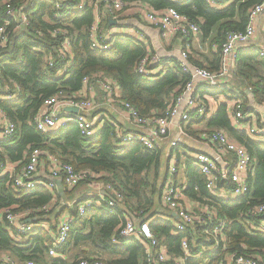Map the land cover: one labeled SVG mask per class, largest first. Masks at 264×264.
Here are the masks:
<instances>
[{
    "label": "trees",
    "instance_id": "1",
    "mask_svg": "<svg viewBox=\"0 0 264 264\" xmlns=\"http://www.w3.org/2000/svg\"><path fill=\"white\" fill-rule=\"evenodd\" d=\"M120 1L123 4L121 10L113 11L116 19L103 2L99 4L100 31H109L111 22H119L121 14L133 6L141 8L148 5L156 11L174 8L199 25L203 41L208 44H205L206 53L211 56L213 67H203L190 55V51L187 61L194 67L211 71L217 70V62H220V50L213 51L212 45L215 43L219 47L227 32L243 31L250 9L261 3V0H233L231 3L229 0H215L218 4L229 2L221 9L210 6L206 0ZM79 2L0 0V26H4L3 34L7 36L6 45L0 49V110L15 124L12 135L0 137V162L18 161L16 164L22 166L28 161L31 151L37 148L71 164L76 170L87 169L97 174L95 180L104 186L110 185L122 197L114 206H109L107 202L113 194L104 187V197H91L92 205L84 215L77 217L81 200L74 202L72 207H61L57 189L51 191L43 185L17 188L13 184V176L0 174V254L5 253L14 261L25 264L28 261L35 264H79L82 259H101L109 264H139L138 259L143 256L140 241L119 237V230L127 219H132V213L143 220L154 217L150 229L160 243H165L173 257L182 255L181 240L185 238L189 255L184 258V264H227L226 257L232 253L264 257V228L259 229L264 213L251 212L252 208L264 204V143L251 139L244 130L233 129L226 112L230 99L239 101L244 112L254 110L245 92L236 95L227 87L210 88L205 83L197 87L202 100L206 103L204 97L210 96L217 108L208 125L227 130L250 153L251 190L234 199L213 194L205 187V178L193 159H186L185 186L182 183L180 188L190 199L205 206L208 214L204 225H188L182 231L176 228V222L158 216L169 209L162 201L165 180L163 183L160 177L164 165H167L164 174L169 173V159L167 163L164 161L162 148L148 150L137 141L123 145L117 139V127L111 124L113 117L109 118L110 115L103 117L100 128L91 136L83 135L74 122L51 132H42L35 127L33 117L44 100L60 94L64 98L73 97L85 85H90L94 77L114 80L119 87L121 101L130 104L142 116L163 114L191 78L177 60L167 65L162 58L160 64L166 65L162 71L150 77L139 74L136 71L138 63L155 52L143 39L132 34L114 32L109 38L110 48L104 51L92 49L91 27L96 19L94 0H83L81 9L76 7ZM8 5L24 14L27 22L21 23L17 17H9L6 14ZM53 31H63L65 35L59 33L53 37ZM65 36L69 38L72 50L69 62L57 52ZM48 55L53 59L51 65L45 60ZM236 74L243 77L242 81L251 90L254 102L262 104L264 61L259 53L248 55L247 59L240 56ZM13 94L9 100L1 99ZM222 95L227 101L218 99ZM201 121H180V125L189 135L196 137L200 132H194L191 125ZM87 180L89 178L84 182ZM218 186L230 189L232 184L226 177ZM62 187L63 195L68 198L76 188ZM43 206L48 210L41 209ZM6 208L16 214L34 211L29 213L28 223L35 218V225L23 233L19 232L5 219ZM66 211L75 219L70 224L66 241L57 247L56 256H50V231L56 228L53 224L55 219ZM219 220L224 221V226L220 235L215 237L212 229ZM42 221L50 222L49 230L42 226ZM62 254L66 257L63 258Z\"/></svg>",
    "mask_w": 264,
    "mask_h": 264
},
{
    "label": "built area",
    "instance_id": "2",
    "mask_svg": "<svg viewBox=\"0 0 264 264\" xmlns=\"http://www.w3.org/2000/svg\"><path fill=\"white\" fill-rule=\"evenodd\" d=\"M104 3L105 8L114 12L121 10L123 4L120 0H94V13L96 19L91 27V48L104 51L110 48L109 38L114 30L102 32L99 29L100 16H99V4ZM208 3H213L212 0H206ZM59 3H57V6ZM83 0L76 5L77 8H82ZM264 9V0H261L260 4L255 5L249 11V20L243 31H230L227 32L223 42L219 45L213 44L212 48L220 50V65L215 71H211L202 67H191L187 61V53L189 50L183 49L180 52V60L178 61L184 72L191 74L190 80L183 86L181 92L176 99L170 103L163 114L151 113L147 116H142L138 111L130 104L121 101V97L117 88L118 85L114 80L110 78L94 77L95 80L91 81L98 83L105 93V98L111 103H117L127 116L131 124H133L138 130L129 132L118 124L117 121L110 120L111 124L117 127L116 136L117 139L123 145H127L130 142L137 141L144 148L148 150H154L160 148L162 141L167 138L170 129L180 123V121L190 122L201 120L206 113H208V107L206 103L200 97L197 92L198 81H203L210 88H217L223 86V81L226 80L230 71L235 67L237 61V52L240 47L247 44L255 34L256 24L259 19V15ZM114 11V12H113ZM6 14L9 17H17L21 23H26V17L20 13L19 10L11 8L9 5L6 9ZM115 15V14H114ZM113 18L116 19V16ZM140 16L150 26L155 27L160 31L161 35L167 39L172 40L179 36L180 38L187 39L189 37L196 36L199 31V25L187 18L185 15L180 14L174 8H165L159 11L152 9L150 6L145 5L140 9ZM114 22V21H113ZM4 26H0V49H2L7 43V36L3 34ZM65 33L63 31H53L52 36L56 37L57 34ZM132 34L133 36L142 39L143 32L139 28H131L124 32ZM203 49V46L201 47ZM58 55L62 56L66 62L72 56V50L68 37H64L61 41L59 49H57ZM259 55L264 61V49L259 50ZM46 63L52 64V56H46ZM161 57L155 52L154 54L141 59L136 66V71L145 76L150 77L159 73L163 69V65L160 64ZM87 81V79H85ZM203 83V84H204ZM14 97L2 96L1 99L9 100ZM231 109L229 110L232 125L238 127L242 124V121L247 118V113L242 110V105L239 101L231 99ZM72 107L77 108L78 112L74 113L68 109H64L60 114H56L55 110L60 107ZM96 100L93 96L64 98L61 94L44 100L43 104L39 108L38 112L33 117V123L35 127L42 132H51L64 127L69 122L76 123L77 127L81 130L83 135L91 136L97 130V125L102 121V117H99L97 121H91L88 116L96 109ZM0 137L6 138L13 134L15 131V124L5 117L0 110ZM254 134L258 136L259 141L264 143V126H257L253 130ZM200 138L208 144L209 147H215L220 152L225 154H231L234 158L233 164H220L214 160V158L207 152L198 151L191 157L194 165L200 170L205 178V187L213 194H220L224 198L234 199L242 197L251 190L249 182V174L252 172L250 169L252 165V157L247 149L239 141L232 139L228 133L220 128H214L207 131H203L200 134ZM181 142L180 137H175L169 141V148H177ZM46 156L48 164L44 163L45 159H42V155ZM9 162H0V174L9 173L13 176V184L17 188L30 189L38 185H43L46 189L53 191L57 188L56 181L61 183V186L72 189L79 183L83 182L86 178L94 180L98 175L87 169L76 170L74 167L66 162H62L60 159L53 155H47L40 149H33L29 155L28 161L20 166L16 165L15 170L8 168ZM45 170L44 175L39 174V168ZM170 174H177L176 163H170ZM228 178L232 184L230 189L220 188L219 182L223 178ZM113 194V197L108 199V205L114 206L117 201H120L121 195L115 192L110 185L105 186ZM184 194L183 188L177 189L171 183H166V187L162 194L163 205L169 209L175 211L177 215L176 228L182 231L185 226H192L193 224L204 225L205 218L208 211H202L200 214H194L192 209H189L184 202L181 201V196ZM104 196H100L99 199ZM91 198H85L78 200L77 217L85 214V211L92 205ZM99 201V200H98ZM98 203V202H97ZM41 209L48 210V207L43 206ZM252 213H264V204H260L251 209ZM29 213H34L30 210L24 213H12L9 208L4 210L5 219L12 225H16L17 221H23L24 217H28ZM75 217L70 214H65L61 217L57 224L55 231L51 233L52 243L49 248L50 255H56V249L62 245L70 230V224ZM224 226V221L219 220L217 225L212 229V234L217 237L220 235L221 229ZM29 224L25 221L21 225L16 226V229L23 233L29 230ZM264 228V220L260 222L259 229ZM119 237L123 239H137L140 241L143 247V264H184V258L189 255V247L187 240L183 238L181 240L182 255L172 257L166 247V245L160 243L152 230L148 221H140L138 224L133 219H127L123 227L119 230ZM121 243L118 240H115ZM227 264H264V257L260 255H247V254H228L226 257ZM0 264H14V262L8 257L4 256L0 261ZM26 264H35L33 261H28ZM79 264H109L108 262L95 259L87 260L82 259Z\"/></svg>",
    "mask_w": 264,
    "mask_h": 264
},
{
    "label": "crops",
    "instance_id": "3",
    "mask_svg": "<svg viewBox=\"0 0 264 264\" xmlns=\"http://www.w3.org/2000/svg\"><path fill=\"white\" fill-rule=\"evenodd\" d=\"M212 1L213 3H208L210 6H216L218 8L223 9L224 7H226V5L229 2L231 3L233 0H229V2H227L226 4H218L215 2V0H212ZM140 9L141 8H138L137 6H133L127 11L123 12V14H121L122 19L119 22H111L110 30L111 31L114 30L115 32L120 34V33H124L128 31L131 28L141 29V31L143 32L142 39L143 41H145L147 47L150 48L152 51L156 52L162 58V60L166 62L167 65H171L173 60L179 61L181 57L180 52L183 49H187L190 51V55H192V57H194L197 61L203 64V67H213V65L211 64L212 62L210 61L211 56H209V53L207 54L206 52H204V49L205 51H207L206 48L208 44L203 41L205 39L201 31H199V33L196 36L189 37L187 39H183L177 36L173 38L172 40H167L161 35L159 30H157L153 26H150L147 22L143 20V18L139 14ZM137 11L139 15L137 14ZM202 46L204 48L203 50L201 48ZM260 49H264V9L259 15V19L256 24L254 36L251 38V40L247 44L239 48L237 52V61H236L235 67L230 71L226 80L223 81V87H227L231 92L235 93L236 95L240 94L241 92H245L246 94H248L249 99H250V105L252 108H254V110L252 111L247 110L246 112L247 118H245L242 121L241 125L236 127L232 125V120H231V116L229 113V110L231 109V104H232L231 99L230 101L229 100L227 101L223 97L224 95L218 98V99H221L220 101L226 100L230 104L226 112H227V115L229 116L233 129L244 130L246 131L247 135L251 139L258 140V141L260 138L254 134L253 130L257 126H259V124L264 125V102L262 104H258L254 102L251 90L247 88L246 84H244V82L242 81L243 77L239 76V74H236V66L239 63L240 56L243 59H247L248 55L259 53ZM212 50L216 51L213 48ZM219 65L220 63L217 62V65H216L217 68L219 67ZM165 66L166 65H163V68ZM191 67H194V66L191 65ZM198 83H199L198 86L200 87V85L203 84L204 82L199 80ZM117 91L120 94V91L118 88H117ZM197 92H200V89L199 91L197 89ZM76 95L78 97L93 96L95 98L97 106H96V109L92 112V116L96 115V116L102 117L103 119V117L107 118L108 115H110L109 118L113 117L112 119L114 121H117L119 125L123 126L129 132L138 130L133 124L130 123V121L128 120L127 116L124 114L119 104L111 103L106 100L105 93L98 83L92 82L90 85H85L83 89L80 90ZM204 100L205 101L207 100L206 105L208 107V113L204 115L200 123L191 125V127L194 130H197V128H199L200 133L196 137L191 136L185 131V127H181L180 123L178 124L176 123V125H174L170 129L167 138H165L160 145V148H162V152L164 155V161L167 163L169 159V167H170V163L175 162L176 165L178 164L177 174L173 175V177L172 175H169L170 171L168 174L166 173L167 175L164 174L165 170H167V165H164V169L163 171H161L162 176L160 177V179L162 178V182L165 180L164 181L165 183L163 182L164 183L163 191L166 187V183H171L177 189L178 188L180 189V186L182 183L185 186V182H184L185 181V173H184L185 172V160L191 158V156H193L194 153L198 151L209 153L214 158V160L220 164L227 165V164H233L234 162V158L231 154H225V153L220 152L215 147H209L208 144L205 143V141L200 138V134L203 131L216 128L214 126L208 125V121L215 116L216 111H217L215 102L210 96H207V95L204 97ZM65 108L66 106L60 107L55 110V113L60 114ZM258 114L260 117V121H259ZM1 125H3L2 121L0 122V126ZM99 128L100 126L97 129ZM225 131L228 133V135L232 139L237 140L227 130ZM178 136L180 137V140H181L180 143L182 144L179 145V147L176 149H170L169 141ZM172 157L175 158V161L170 162ZM44 158H46V156L43 154L42 159L44 160ZM7 162H9L8 168L10 170H13V169L15 170V167L17 165L16 163L18 161L16 162L7 161ZM251 169H252V166H251ZM44 172L45 170L40 167L39 174L43 176ZM250 176H252V173ZM104 187L105 186L103 185L101 181L95 180V179L94 180L89 179L85 182L83 181L79 183L76 186L74 193L68 198L67 196L63 195L64 188L62 186L59 187V185H57L56 189L59 193V196H61V198H59V204L61 205V207H68V206L72 207L73 203L77 202L78 200L85 199V198H91V197H100L102 195L104 196V194H106ZM181 201L184 202V204L189 209H192L194 214H200V212L205 211V210L208 211V209L205 206H200L195 200L190 199L185 193L181 196ZM65 214H69V213L67 211L64 212L57 219H55V223L53 222L52 223L56 225L58 220L61 217H63V215ZM130 216H131L130 218H132L136 222V224H138L140 221H148L149 224H151L152 221L154 220V217L149 218L148 220H143L138 217H135V215H132V213ZM158 216L162 217V219L164 220L177 222V215L175 214V211L171 209H168V210L166 209L165 211H162L161 214H159ZM51 220L53 219L51 218ZM23 221L28 223L30 222V219L28 217H24ZM34 221H36L35 218H33V222L28 223L29 227L35 223ZM17 222L19 223V225L23 223L19 220ZM42 226L49 230L51 225L49 221H42ZM54 231L51 230L50 233H53ZM118 244L122 245L121 243H118ZM162 244L165 245V243H162ZM48 255H50L49 250H48ZM4 256H8V255L5 253L0 254V261L2 260ZM50 256H56V255H50ZM62 257L65 258L66 256L62 254ZM105 258L108 259L109 257L105 255ZM11 260L14 262V264H25L24 262L21 263V262L14 261L13 259ZM138 260H139V264H142L143 256L139 257Z\"/></svg>",
    "mask_w": 264,
    "mask_h": 264
},
{
    "label": "rangeland",
    "instance_id": "4",
    "mask_svg": "<svg viewBox=\"0 0 264 264\" xmlns=\"http://www.w3.org/2000/svg\"><path fill=\"white\" fill-rule=\"evenodd\" d=\"M204 52H206L205 49H204ZM98 118H99V116H96V115L92 116V114L88 116V119L91 120V121H97ZM99 126H101V121L98 123L97 127H99ZM197 131H200V129L197 128V130H194V132H197ZM173 161H175V158L172 157L170 162H173ZM169 175H172V174L169 173ZM172 177H173V175H172ZM18 225H19V223L17 222L16 225L15 226L13 225V226L16 228V226H18Z\"/></svg>",
    "mask_w": 264,
    "mask_h": 264
},
{
    "label": "water",
    "instance_id": "5",
    "mask_svg": "<svg viewBox=\"0 0 264 264\" xmlns=\"http://www.w3.org/2000/svg\"><path fill=\"white\" fill-rule=\"evenodd\" d=\"M69 111L71 112H74V113H77L78 110L77 108H72V107H66ZM57 185H59V187L61 186L60 182L59 181H56Z\"/></svg>",
    "mask_w": 264,
    "mask_h": 264
}]
</instances>
